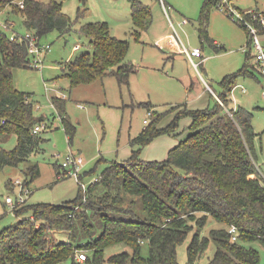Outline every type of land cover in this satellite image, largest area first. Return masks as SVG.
Returning a JSON list of instances; mask_svg holds the SVG:
<instances>
[{"label":"trees","instance_id":"1","mask_svg":"<svg viewBox=\"0 0 264 264\" xmlns=\"http://www.w3.org/2000/svg\"><path fill=\"white\" fill-rule=\"evenodd\" d=\"M19 1H23V8ZM6 4H13L21 13L24 28L40 39L52 31L63 35L72 30L73 22L62 11L61 3L0 0V9ZM131 15L134 23L143 26L150 8L133 0ZM207 26L208 14H204L199 37L209 41ZM74 31L87 40V50L68 66L65 76L71 86L89 84L109 74L118 83L128 82L133 66L122 63L128 51L126 40L112 36L106 22L86 23ZM0 55V139L16 136L11 149L0 146L1 171L28 161L42 150L45 139L33 132L43 119L33 116L27 95L14 87L9 70L28 67L27 45L0 33ZM247 74L244 67L224 78V92L218 96L222 104L211 94L216 99L213 107L185 108L164 127L158 126L163 114H157L130 142L143 147L155 136L174 130L179 117L189 115L191 133L169 150L165 160H140L133 151L125 162H109L99 180L84 192L80 188L70 201L13 208L16 215L28 211L31 215L1 229L0 264H179L177 247L192 223L201 228L210 216L226 228L211 229L207 237L195 233L187 247L186 264H194L211 240L216 250L206 264H264L259 252L247 244L258 242L264 251V172L256 165L257 134L251 113L229 106L236 79ZM64 102L53 99L62 114ZM62 120L71 140L73 126L66 116L62 115ZM24 173L35 178L37 165L27 166ZM98 183L104 187L100 194L93 189ZM27 184L25 178L23 185ZM231 225L237 230L234 240L228 232ZM56 232H65L68 238L58 240L53 236ZM117 244L128 249L106 257L105 249ZM80 251L86 254L82 262L76 260Z\"/></svg>","mask_w":264,"mask_h":264},{"label":"rangeland","instance_id":"2","mask_svg":"<svg viewBox=\"0 0 264 264\" xmlns=\"http://www.w3.org/2000/svg\"><path fill=\"white\" fill-rule=\"evenodd\" d=\"M38 1L61 3L62 11L71 18L73 26L66 34L52 31L41 37V43L49 45V50L39 56L41 68L29 65L9 68L14 87L27 95L33 116L41 117L46 129L39 132L45 139L42 150L19 166H6L0 171V215H4L0 218V231L31 215L29 211L16 215L4 203L7 196L15 198L18 195L17 186L11 188L9 180L23 181L26 178L30 191L26 204H60L74 199L81 188L80 181L73 176H56L57 172L62 174L60 165L69 153L83 158L82 190L100 177L109 162H125L133 151L140 160L161 162L167 158L171 148L191 133L189 115L179 117L174 130L155 136L143 147L130 142L157 114H163L158 126L164 127L185 108L204 110L213 107L216 99L205 90L201 77L218 97L224 92V78L244 67L248 74L241 75L235 82L246 91L242 93L240 87L233 88L229 93V106L251 113V123L257 134L254 140L256 165L260 173L264 172V77L252 68V65L256 67L255 51L250 47L249 31L225 12L218 10L209 0H137L150 8L148 21L140 26L132 19L133 0ZM13 4L0 9V33L8 38L13 34L23 36L26 33L21 13L15 11ZM238 7L241 10L250 7L264 10V0H240ZM204 14H208L209 41L199 37ZM183 20L186 22L182 23ZM90 22H106L112 36L127 41L128 51L122 63L133 66L127 83H118L114 75L109 74L89 84L70 85L65 76L68 66L87 50V40L74 30ZM259 33L264 47V33ZM171 36L189 49L198 47L202 50L203 60L198 67H194L177 49L168 47ZM63 94L66 98H62ZM54 98L65 100L64 114L53 104ZM62 115L73 126L71 140L64 128ZM15 143V135L6 141L0 139V146L5 149H11ZM32 164L38 168V176L33 179L24 173L25 168ZM93 189L94 193L100 194L104 187L98 183ZM221 227L226 228L211 216L201 228L193 222L185 240L177 247L179 264L187 263V247L195 233L207 237L211 229ZM53 236L58 240L68 238L65 232H56ZM86 240L87 237L84 242ZM247 244L259 252L263 263L264 251L259 243ZM127 249L122 244L109 246L105 255ZM215 250L216 244L211 240L194 264H206Z\"/></svg>","mask_w":264,"mask_h":264},{"label":"built area","instance_id":"3","mask_svg":"<svg viewBox=\"0 0 264 264\" xmlns=\"http://www.w3.org/2000/svg\"><path fill=\"white\" fill-rule=\"evenodd\" d=\"M214 2L216 8L220 11L225 12L228 16H230L234 21H237L249 31L250 34V47L254 48V60L256 64L257 72L264 77V47L261 45L259 39V27L264 28V10L256 9V8H247L241 10L238 7V2L240 0H211ZM18 5L20 8L24 7L23 1H19ZM163 8L165 10V6L163 4ZM186 20H183L182 23H185ZM172 42L179 46L181 53L185 54L189 61L192 63L194 67H198L203 60L202 50L198 47H193L191 49L187 48L184 44L180 43L179 40L172 36ZM10 40H16L19 42H24L27 45V52L29 56V66L34 68H41L42 61L40 59V54L43 51L49 50V45L43 44L40 41V37L36 35L32 31L26 30V33L23 36L13 34L10 37ZM76 47H78L76 45ZM198 59L199 61H195ZM207 90L211 92V94L222 104L221 100L216 96V94L212 91V89L207 86ZM240 87L239 85H235L233 88ZM232 88V90H233ZM242 93L246 91L245 88L240 87ZM62 98H66V95L63 94ZM82 107L81 105H79ZM228 114L231 116V113L226 109ZM148 115H151V112H148ZM146 122V121H145ZM46 129V126L43 122L35 124L33 127L34 133H39ZM83 158L81 156H77L74 153H69L65 160L61 163L60 167L63 169L62 174L58 172L57 177L61 178L64 174L68 176L75 177L78 181H80L81 188L83 184L81 183V169L83 166ZM68 169L67 171L65 169ZM99 178H96L94 182L98 181ZM10 186H17L18 195L15 198H11L7 196L4 200V203L7 204L11 210L13 208H18L26 204L28 195L30 193L27 185H23V181L16 179L14 182H10ZM86 190V189H85ZM83 190V192L85 191ZM228 232L232 234V239L236 238L237 230L236 227L231 225L228 229ZM86 259V254L84 251H80L76 254V260L82 262Z\"/></svg>","mask_w":264,"mask_h":264},{"label":"crops","instance_id":"4","mask_svg":"<svg viewBox=\"0 0 264 264\" xmlns=\"http://www.w3.org/2000/svg\"><path fill=\"white\" fill-rule=\"evenodd\" d=\"M264 33V32H263ZM172 37V36H171ZM212 42H213V44H217L216 43V41H214V40H212ZM167 45H168V47H170V48H172V49H177V51L179 52V53H181V51H180V49H179V46L178 45H176V44H174L173 42H172V39L170 38V41L169 42H167ZM181 54H183V53H181ZM183 55H185V54H183ZM186 56V55H185ZM187 57V56H186ZM189 60V59H188ZM199 61V60H198ZM201 77V76H200ZM201 80H202V82H203V84H204V86H208V84L206 83V81L204 80V78L203 77H201ZM205 90L206 91H208L207 90V87H205ZM213 91V90H212ZM210 94H211V92L210 91H208ZM151 110H153V109H151ZM8 187H10V186H8ZM12 188V187H11Z\"/></svg>","mask_w":264,"mask_h":264}]
</instances>
